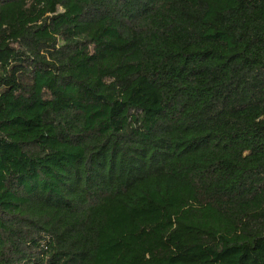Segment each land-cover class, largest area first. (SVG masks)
<instances>
[{
	"label": "trees",
	"instance_id": "obj_1",
	"mask_svg": "<svg viewBox=\"0 0 264 264\" xmlns=\"http://www.w3.org/2000/svg\"><path fill=\"white\" fill-rule=\"evenodd\" d=\"M0 264H264V0H0Z\"/></svg>",
	"mask_w": 264,
	"mask_h": 264
}]
</instances>
